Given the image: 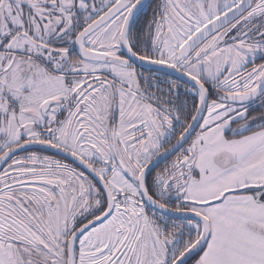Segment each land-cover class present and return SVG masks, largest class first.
<instances>
[{
  "label": "snow or ice",
  "instance_id": "1",
  "mask_svg": "<svg viewBox=\"0 0 264 264\" xmlns=\"http://www.w3.org/2000/svg\"><path fill=\"white\" fill-rule=\"evenodd\" d=\"M0 264H264V0H0Z\"/></svg>",
  "mask_w": 264,
  "mask_h": 264
}]
</instances>
